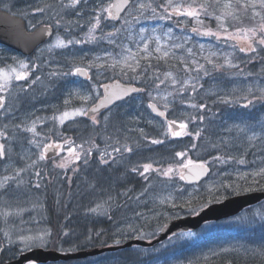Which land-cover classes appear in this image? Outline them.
<instances>
[{"label": "rangeland", "instance_id": "rangeland-1", "mask_svg": "<svg viewBox=\"0 0 264 264\" xmlns=\"http://www.w3.org/2000/svg\"><path fill=\"white\" fill-rule=\"evenodd\" d=\"M67 2L68 0H31V8L27 15L29 25L43 21L49 22L55 28L54 36L45 43L43 49L41 48L34 61L31 62L38 67L32 70L30 78L27 81H13L8 91L0 92V95L5 97V105L0 108V130L7 133L6 137H0V143L5 145L6 150L10 149L7 158L0 160V177L14 175L15 169H26L17 178L22 183L17 184L16 181H10L4 188H0V212L9 210L13 213L6 219L0 216V250L5 248L7 260L19 254L16 250L24 251L22 250L24 245L18 239L20 235L42 237L29 248L37 246L48 248L52 246L51 235L55 232L54 228L48 225L46 211L48 197L45 196L44 191L48 177L46 174H49L46 168L48 161L38 160L37 157L41 149L29 144L28 141L36 139L46 143L48 141L45 139L46 137L53 139L57 134L62 136L61 128L63 130L80 128L83 133L86 132L81 135H86V137L97 132L95 129L101 124L94 125L90 119L82 116L74 117L63 125L50 118L72 108L84 106L88 109L100 97L102 83L115 78L127 81L124 77L136 72L135 63L142 57L144 59L155 58L166 68L174 70L165 71L162 77L157 76L158 80L154 79L157 85L147 87L144 94L115 105L103 113L100 118H97L99 122H102L103 125L106 124L111 129L115 140L108 144L107 140L102 139L99 142L103 144L99 149L93 147V153L98 156L100 151L105 150L106 145L110 150L122 145L131 147V143L138 144L139 136L143 141L145 138L147 140L150 134L152 135L151 141L153 139L163 141L161 148L173 149L170 159H174L162 162L161 166H154L152 160L155 158L154 152L157 148L148 149L149 145L145 144L141 147V149L144 148V151L133 149L122 159L116 158L120 166H125L127 163V166L136 167L153 162L155 168L166 169L171 166L174 172L170 174L169 179H164V176L158 172H150L153 177L147 181L143 178L145 182L143 189L131 199L134 202L133 210H131L132 216L127 215L124 221L115 228L113 242H123L132 237H153L166 220L183 215L184 207L190 208L186 203L193 199H200L206 195L208 203L211 202L210 198L220 199L230 192L252 190L260 181H262L261 188L258 189H264V178L257 177V182L253 183V177L250 175L253 171L264 167V128H262L264 126V101L254 102L247 108L242 107L245 103L243 97L247 88L264 87V63L261 62L264 59V50L258 48L257 54L241 53L239 46H244L243 44L234 47V41H225L223 38L217 40L214 36L194 33L191 31L194 22L190 18L173 16L172 19H160V16L165 13L159 5L165 3V0H144L145 3L150 2L152 7L156 8V12L153 13L147 9L142 14L135 9L136 0L118 22L103 19L106 13H101V22L92 33L96 39L88 42L86 34L89 32L91 24L94 23L95 10L111 0H81L75 8H62V4H67ZM184 2L188 3L189 0H184ZM205 2L211 4V0H197V3ZM223 2L224 0H220L219 3L212 4L209 11L216 10L218 13ZM45 5H51V7L46 8L43 13L33 11L36 8L45 7ZM256 10L261 11L264 15V10L259 8ZM202 19L205 28L216 30L215 19L212 20L213 22H208L203 16ZM56 20H60L61 23L57 25ZM227 23L231 31L235 27L258 25L260 17H253V10L249 8L246 13L240 15L238 21L228 19ZM141 29L144 31L141 32ZM109 33L112 35L109 36ZM57 35L65 41L81 40L85 42L72 43L65 48H54L48 51L47 45L52 43ZM145 42L148 44L147 52L143 51ZM177 44L181 47H173ZM157 46L161 48V52L155 51ZM163 51H168L169 55L164 57ZM211 52L216 53V56L212 57L216 63L223 65L227 58L236 67L229 68L225 65L220 70L213 69L204 59ZM12 57L15 56H10L7 63H12ZM126 58H128L127 63L132 64L135 71L122 67ZM181 60L184 63H181ZM114 61H120L121 64L109 67ZM185 64L189 65L188 70L185 69ZM197 64H203L210 75L204 76L203 71L198 72ZM89 65H95L89 67V80H82L71 72L74 67ZM2 66L3 64H0V67ZM53 72L58 74L50 75ZM169 72L172 73L171 77L165 75ZM37 76L40 77V80L33 83ZM173 79L177 81V84L172 83ZM185 80L189 83L184 85L185 90L180 92L179 87ZM194 85L196 86L195 91L193 90ZM199 85H203V87L201 88ZM73 91H78L80 95H88L89 100L81 101L71 97L70 93ZM225 96L239 99L238 102L223 103L218 97ZM248 99H251V95H248ZM65 100H69V104L65 105ZM150 101H154L163 109L164 104H168L167 119H161L152 114L148 107ZM206 102L218 104L216 108H213L214 113L209 117L200 115L203 109L191 107L192 104L203 103L206 105L205 109H210ZM221 104H225L224 107ZM217 108L219 109L216 111ZM193 116L197 119L192 120ZM200 116L204 117L203 121L199 119ZM105 117L108 119L106 120ZM37 118L43 121V123L37 122L36 124L39 136L33 137L32 133L15 127L21 124L30 125ZM166 120L184 121L190 124L186 130L188 133H192L189 128L192 127L191 124H204L203 128L207 129L210 139L220 145L222 151L215 153L213 158L219 156L223 162L212 158L213 166L211 168L215 167V169L210 177L201 184L187 186L178 183L176 173L180 178L179 164L184 163L186 159L197 158L196 154H193L194 150L190 151L183 140L184 137L192 138L193 134L181 137L167 135ZM233 125L245 126L247 131L237 132L232 127ZM141 130H143V134H141ZM253 133L256 134V139L250 141L248 137ZM154 135L156 138H153ZM86 137H82V139ZM123 139L127 141L125 142ZM116 141H119V144ZM108 148L107 151H109ZM211 149V147H203L197 153L203 155ZM138 152L142 154L135 156ZM144 152L146 157L143 156ZM177 152H186V156L177 157L175 155ZM114 155L121 156V154ZM21 156H24V159H20ZM241 157L245 160L243 164L237 162ZM33 160L36 161L34 165L32 164ZM94 160L96 161V159ZM160 160L156 159L157 162ZM58 163L60 160L52 162L51 165L55 167L54 165ZM84 167L85 177L95 176V171L98 168L95 162L88 161ZM140 170L142 171V167ZM37 172L40 173L39 176L36 175ZM96 178L109 182L111 185L109 190L112 189V191L116 189L117 182H123L105 176L99 171H97ZM128 179L129 176L126 177V180ZM62 181L56 180L54 184L59 185L58 190L63 192L59 200L65 202L66 221L62 222L64 228L59 232L65 239L68 231L71 230V228H67V221L70 220L69 224H76L83 219L89 221L102 219L106 216V214L90 212L88 209L94 208L102 198L107 199L108 194L102 193L94 197L97 186L85 179V186L93 196L86 192L64 195L65 187L61 185ZM37 184L40 185L39 188L35 186ZM161 200L165 202L161 203ZM66 201L69 202V206L66 205ZM136 213H140V215L137 216ZM224 225V222L209 224L196 231L183 232L151 247L134 245L82 259L47 264H197L229 252L238 253L243 257L250 254L260 255L255 249L264 247V243L250 246L247 241L240 240V237L236 239L231 236L226 241L218 242L215 234L222 232ZM5 232L8 233L7 236ZM59 244L58 249L61 251L78 249L73 239L64 243L59 242Z\"/></svg>", "mask_w": 264, "mask_h": 264}, {"label": "snow or ice", "instance_id": "snow-or-ice-1", "mask_svg": "<svg viewBox=\"0 0 264 264\" xmlns=\"http://www.w3.org/2000/svg\"><path fill=\"white\" fill-rule=\"evenodd\" d=\"M81 0H68L67 4H62V8H75ZM133 0H111V2L102 5L100 8L96 9V15L94 17V23L91 24V27L89 28V32L86 34L88 42H91L96 39V37L92 34L97 27L99 26L101 22V13H106V16L103 17V19H116L122 11H126L130 8V5L132 4ZM220 0H211V4L208 2L205 3H197V0H189L188 3H185L184 0H165V3L159 5L160 8L163 9L165 15L160 16V19H172L173 16L176 17H182V18H190L192 22H194V26L192 27L191 31L200 35L205 36H214L217 40H220L223 38L225 41H234L235 44L234 47L243 44L244 46H239V51L241 53H252L257 54L258 48L260 50H264V15H262L261 11H257L256 9L259 8L260 10H264V0H224L222 7H220L218 13L216 10L209 11V7L212 4L219 3ZM51 7V5H45V7H39L34 9V12L37 13H43L46 8ZM251 8L253 10V17L259 16L260 17V23L258 25H253L252 27H235L231 31L229 30V24L227 23L228 19L232 20H239L240 15L242 13H246L247 10ZM135 9L142 14L144 10L150 9L153 13L156 12V8L152 7V4L145 3L144 0H137L135 4ZM79 15V13H77ZM203 17L215 19L217 22V28L214 31L211 28H205L204 27V21L202 19ZM61 23L60 20H56V24L59 25ZM34 27V26H33ZM144 30L141 29V32ZM171 31V30H169ZM44 33L50 34V25H46L42 30L41 33L38 35H42ZM109 36L112 35L111 33L108 34ZM157 40L159 38L157 37ZM85 41L81 40H67L65 41L61 36L57 35L55 40L47 45V50L51 51L54 48H65L67 45L76 43H84ZM111 42V41H110ZM173 47L180 48L181 45H173ZM203 48V46H201ZM148 50V44L144 43L143 51L147 52ZM156 52H161V48L157 46L155 49ZM191 52V50H189ZM169 55L168 51H163V56L167 57ZM216 56L215 52L209 53V55L205 56L204 59L206 60L207 64L211 65L213 69L220 70L225 65H227L229 68L236 67V65H233L231 61L227 58L224 60V64L216 63L212 57ZM12 63H4L3 61H0V63L3 64L2 67H0V92H6L9 90V88L12 85L13 81H27L30 78V74L33 69H36L38 66L35 63H30L25 60H21L16 57H12ZM127 59L123 62L122 67H127L131 69L132 71H135V68L132 64L127 63ZM181 63H184L183 60H181ZM116 64H121L120 61H114L112 65H109V67H115ZM95 66V65H89L86 67H74L71 72L73 75H80V76H88L89 67ZM185 69H189V65L185 64ZM136 67H139V62H136ZM196 70L203 71L204 76H209L210 73L208 70L205 69V66L203 64H197ZM58 73L53 72L50 73V75H57ZM65 74V73H60ZM166 76L171 77L172 73H165ZM40 77L37 76L35 80H33V83L36 81H39ZM160 83H163V81H160ZM173 84H177V81L175 79L172 80ZM189 82L185 80L183 84L180 85L179 91L183 92L184 85L188 84ZM105 87L106 91L109 89L110 86H103ZM195 85L193 86V90L195 91ZM199 87H203V85H199ZM127 91H143V89H120L119 93L112 92L111 95L104 96L100 104L93 106L91 109H87L84 106H81L79 108H72L70 110H65L63 112H60L58 115H55L51 117L50 119L57 121L59 124L63 125L66 121L74 118V117H89L92 124H98L99 121L97 120L96 113L98 111L99 107H103L105 104H109L112 102V99H118L120 95H126ZM248 95H251V99H248ZM70 96L73 98H77L81 101H87L89 100L88 95H80L78 91H73L70 93ZM221 99V102L223 103H233L238 102L239 98L229 96L225 97H218ZM245 100V103L242 105V107H249L254 102L258 101H264V87L260 88H252L249 87L246 89V94L243 97ZM65 105L69 104V100H65ZM5 105V97L0 95V108H3ZM149 108L152 109L153 112H156L160 117L165 116V112L167 111L168 104H164L165 111H160L157 107V104L155 103H149ZM191 107L193 108H199V109H205L206 105L201 103L199 105L192 104ZM107 120L108 118L105 117ZM192 120L197 119V117L193 116L191 117ZM199 119L203 121L204 117L200 116ZM37 122L43 123L40 118H37L36 121H32L30 125H16V128L22 129V131L29 132L33 134V137L39 136L40 133L36 130V124ZM166 134L170 135L172 137H181L185 135H192V133H188L186 130L188 128V124L184 121H177V120H166ZM233 128L237 130V132H246L247 128L242 125H233ZM264 128V126H262ZM141 134H143V130H141ZM196 137H199L201 135V131L197 130L194 134ZM7 133L3 130H0V137H6ZM45 139L48 140L47 143H43L41 141H37L36 139H31L28 141L29 144L34 145L36 148H40L41 151L37 157L38 160H45L46 159V153L49 152V150H55L56 154L59 155L61 151H66L67 155L64 156L60 163L55 164V167L59 168H66L69 164L80 161L82 159V153L84 156H91L92 151L91 148L85 150L83 149V145H75L73 146V141L70 139H65L63 143L55 142L51 140L50 137H46ZM250 141L256 139V134L253 133L251 136L248 137ZM117 144H119V141H116ZM153 144H161L163 143L162 140L159 139H153L151 141ZM67 146V147H65ZM213 147H217V145H212ZM252 146L251 144L249 145ZM91 147L99 149V146L96 145L94 142H92ZM193 149L196 148V145H191ZM79 149V150H78ZM107 145L105 150L100 151V160L99 162L101 164H108L111 160L113 163L116 162L114 154H122V153H131L133 149L127 145H122L120 147H113L111 152L107 151ZM8 151L5 148V145L0 143V160L6 159L8 156ZM177 157L186 156V152H177L175 154ZM20 159H24V156H21ZM214 160H221L222 158L217 156L213 158ZM229 159H232V157H229ZM223 162V161H222ZM238 163L243 164L245 163V160L241 157L238 161ZM36 163L35 160L32 161V164L34 165ZM84 163H87V160H84ZM142 167V171L140 168ZM180 171V179H199L200 176H202L205 172L208 171V166L206 161H193L192 159H186V161L179 165ZM187 170L188 175H185L182 170ZM25 168H19L15 169L14 175H6L3 177H0V188H4L5 185H8L10 181H16L17 184L22 183V181L18 180L17 178L20 177L21 173L24 172ZM74 171L76 169H73ZM131 172L137 173L138 175L142 176L146 181L148 180V175L150 172H158L160 175L168 177L170 174L174 172L173 167L169 166L166 169H160L155 168L153 166V162L144 163L142 166H136L131 168ZM37 176L40 175L39 172L36 173ZM248 175V174H245ZM253 177V183L257 182L256 178H264V167L260 168L257 171H253L250 174ZM37 188H39V184L35 185ZM161 203H164V200L160 201ZM113 203V198L109 196L107 200L102 201L101 203H98L94 208L88 209V211L93 213H98L100 215H105L108 213V211L111 209ZM173 207L175 205L173 204ZM13 213L9 210H4L0 212V216H3L5 219L12 215ZM137 216L140 215V213H136ZM110 218V217H109ZM5 235L7 236L8 233L5 232ZM20 242L24 245V248L22 250H27L30 246L34 245L35 242L38 239H42V237L38 236H31V235H20L18 237ZM258 253L261 256H264V249L257 250Z\"/></svg>", "mask_w": 264, "mask_h": 264}, {"label": "trees", "instance_id": "trees-1", "mask_svg": "<svg viewBox=\"0 0 264 264\" xmlns=\"http://www.w3.org/2000/svg\"><path fill=\"white\" fill-rule=\"evenodd\" d=\"M205 20L208 22L212 21L213 19L204 17ZM213 22V21H212ZM99 48V47H98ZM97 48V49H98ZM142 57L141 55H139ZM139 67H136V72L134 74H130L129 76L124 77L128 82L132 83H138L143 87V94L145 93L147 87H154L157 85L155 78L158 80L157 76L163 75L165 71H172L174 69H168L165 65L161 64L157 59L155 58H147L144 59L143 57L138 60ZM261 62L264 63V59L261 60ZM136 65V63H135ZM152 85V86H151ZM207 105H209L210 109H203V111L200 112V115H204V117H209L211 114L214 113L213 108H216L218 104L213 102H206ZM225 104H221L222 107H224ZM219 108L216 109V111ZM97 126V129H95L97 132L90 135L89 137H86V135H83V140H100L104 138L109 140H115L113 138V134L111 132V129L106 125L102 124V122H99ZM190 124H188L189 126ZM207 125V124H206ZM192 127H189L190 130H192L193 137H184L183 140L185 142V146L191 150H194L193 154H196L197 161H206L207 164L210 166H213V156L215 153H220L222 151L220 145L216 144V142H213L210 139V134L208 133L207 129L203 128L204 124H191ZM188 129V128H187ZM197 130L201 131V135L199 137H196L194 134ZM62 132L68 131L67 129H62ZM82 134H86V132ZM108 135V137H106ZM152 135H148V139L141 141V137L139 136L137 138V143H131L132 149H138L140 150L141 147L145 144H148L149 148H157V150L154 152V159L152 160L154 162V166H161L162 162L173 160L174 158L170 159L172 156L171 150L173 149H164L161 144H153L151 143L150 137ZM158 137V134H157ZM113 138V139H112ZM153 138H156L155 135ZM186 140V141H185ZM123 141H127L124 140ZM114 141H112L113 143ZM195 144L196 148L193 149L191 145ZM212 145H217V147H213ZM203 147H211L212 149L207 152L206 154L200 155L198 154V150ZM160 149V150H159ZM144 151V148L141 149V151ZM128 155L127 153L121 154ZM142 154L141 152H138L135 156H139ZM150 155V154H149ZM143 156L146 157V153L144 152ZM156 159H161L159 162L156 161ZM147 161V159H146ZM126 162V161H125ZM116 165V169L114 171L115 178L118 180H122L123 182H117L116 189H113L112 192L108 193L106 189H104L105 193H108V196H111L113 198V203L111 209L108 211L106 216L102 219H92L87 221L86 219H83L82 221L78 223H72L69 224V221H67L68 225L67 228H71L70 231H68V236L66 235L65 239L61 237V231L60 229L64 228L62 226V222L66 221L65 215H64V209H65V202L60 201V197L62 195V191L58 190V186L54 184L57 179H55L54 173L49 172L47 179H46V187L44 189L45 196L48 197L47 202V215H48V225L51 228H54L55 232L53 235H51L52 239V248H58L60 246L59 242H67L69 239H73L74 243L77 245V248H85L90 246H96V245H104L113 242L114 237V230L117 226L123 222V217H125L131 212V199L139 194V192L143 189L144 185V179L142 176L138 174H134L131 172V168L129 165L127 166V163L125 166H120V163H114ZM180 165V164H179ZM215 169V167H212V171ZM46 170V169H45ZM180 174V173H179ZM129 176V179L126 180V177ZM177 181L178 183H182V180L179 178V175L176 173ZM150 177H153L150 173L148 174V179ZM122 178V179H121ZM170 176L165 177L164 179H169ZM261 182L254 187L253 189L261 188ZM54 184V185H53ZM94 184V183H93ZM97 190V188H96ZM101 190V188H98L97 191ZM49 192V194H48ZM228 192V191H227ZM52 194V195H51ZM66 194H73L68 193L65 189L64 195ZM90 194V193H89ZM227 194V193H226ZM232 194V192L228 193L227 195ZM97 195V193L94 194V197ZM90 196H93L90 194ZM211 201L215 200L213 198H210ZM105 199L102 198L100 203L102 201H105ZM217 200V199H216ZM67 202V201H66ZM207 203V196H202L197 198L196 200H192L186 203L187 206H190V208L184 207V214L192 213L201 206H204ZM67 206H69V202L66 203ZM194 207L192 208V206ZM126 208V209H125ZM246 214V215H244ZM110 217V218H109ZM218 222H224L225 225L223 226L222 232H217L215 235L217 236L216 239L218 242L226 241L229 236L231 237H240V240L247 241L250 246H255L256 243L263 244L264 243V201H262L260 204L249 207L245 209L242 213H240L237 216L224 219L217 222H210L209 224H216ZM204 225L203 227H205ZM202 228V227H201ZM60 231V232H59ZM181 234V233H180ZM180 234H177L175 236H172L170 238H174ZM155 236V235H154ZM224 236V237H223ZM68 237V238H67ZM167 239V240H170ZM186 245V244H184ZM259 249H264V247H260L258 249H255V251ZM21 252V249L16 250ZM258 252V251H257ZM17 254V252H16ZM263 257V258H261ZM7 260L6 257V250L5 248L0 250V263ZM60 262V261H59ZM54 263V262H50ZM197 264H264V256L260 255H248V256H241L238 253L235 252H229L228 254H224L222 256H216L213 259L206 261V262H198Z\"/></svg>", "mask_w": 264, "mask_h": 264}, {"label": "water", "instance_id": "water-1", "mask_svg": "<svg viewBox=\"0 0 264 264\" xmlns=\"http://www.w3.org/2000/svg\"><path fill=\"white\" fill-rule=\"evenodd\" d=\"M124 12L125 11H122L121 14L116 19H112V20L118 21ZM46 25L49 24H42L32 31H28L26 30L25 23L21 17L12 15L0 9V43L18 52L28 55L32 53L40 44L49 40L52 37L53 27L51 25H50V34L44 33L42 35H38L41 33V30ZM80 77L84 79L88 78V76L87 77L80 76ZM103 86H110V87L107 91L105 87H102L103 89L102 96L98 98V100L95 103H93L88 109H91L93 106L100 104V101L104 96L111 95V93L114 91L119 93L120 89H125V90L132 88L142 89L140 86L136 84L124 82L120 79H115L113 81L106 82ZM140 92L141 91L139 92L127 91L126 95H120L118 99H112L111 103L105 104L103 107H99L96 115L101 114L109 107ZM149 103H155V102L151 101ZM157 107L160 111H165L160 106L157 105ZM150 110L155 116L159 118H164L166 116V112L164 117H160L156 112H153L151 108ZM182 171L185 175H188L186 169ZM210 172L211 169L208 166V171L205 172L202 176H200L199 179H185L184 181L188 185L199 184L208 178ZM263 200H264V190H251L247 192H242L211 202L206 206L198 209L194 213L177 216L168 220L162 225L157 236L151 239L133 237L120 243L96 245V246L81 248L68 252L60 251L56 248L33 247L25 251H22L16 257L8 261H5L1 264H25L31 261H34L36 263L67 261L72 259H82L90 256H95L107 251H115L118 249L131 247L133 245L151 247L179 232L194 231L207 222H214L235 216L245 208L254 206L262 202Z\"/></svg>", "mask_w": 264, "mask_h": 264}, {"label": "flooded vegetation", "instance_id": "flooded-vegetation-1", "mask_svg": "<svg viewBox=\"0 0 264 264\" xmlns=\"http://www.w3.org/2000/svg\"><path fill=\"white\" fill-rule=\"evenodd\" d=\"M30 6H31V0H0V9L3 11H6L12 15L21 17L25 23L26 30H34L37 26H39L41 24L49 23V22L43 21V22H40V23L35 24V25L34 24L29 25L27 15H29V11L31 8ZM43 46H45V43L39 45L36 50H34L32 53L26 55V54H23V53L18 52L16 50H13L12 48L0 43V61L7 63L9 61L10 56H15L18 58H22L23 60L31 63L34 61L35 56L40 52L41 48L43 49ZM0 64H2V63H0ZM62 133H63L62 136L57 134L51 140H53L55 142L63 143V141L65 139H70L71 141H73V146L83 145V149H85V150L91 148L92 155L91 156H84L82 153V159L80 161H75V162L69 164L68 167L62 169L59 167L55 168L51 164H52V162L58 161V160H60V162H61L62 158L67 155L66 151H61L59 153V155H57L56 151L54 149L49 150V152L46 153V159H45L46 161H48V165H46L48 172L54 173L55 179L60 180V181L63 180L61 182V185L62 186L64 185V187L68 193H74V192H75V194H82L83 192L89 193L87 187L85 186V181H84L85 179H88L90 181V183H94L93 185L97 186V190H98V188H101L100 191H97L95 189V193H97V194L103 193L104 194L105 193L104 189L109 190L111 185L109 182H105L104 180L96 178L97 171H99L101 174L104 173L105 176L107 175L112 179H116L114 177L115 176L114 171L116 169V165L111 160L106 165L101 164L99 162L100 154H98V156L94 155V153H93L94 148L91 147L92 142L97 143L96 145H98L99 147H101V145L103 143L99 142L100 140H95V139L94 140H83L82 135H81L82 130H80V128H74V129H71V130H68V131L62 132ZM107 142H108V144H111L110 140H107ZM65 147H67V146H65ZM109 152H111L110 149H109ZM124 156H125V154L123 156H120V157H117L116 155H114L115 160H116L115 163L118 162L116 158L122 159V157H124ZM85 159L87 160V162L91 161L92 163L95 162L97 164L98 168L95 171V176H87V177L84 176L83 173H85V172H83V170L85 168L84 165L86 164V163H84ZM94 159H96V161ZM121 159H119V160H121ZM72 167H74V168H72ZM73 169H76V170L74 171ZM68 180H70V181H68ZM65 189H63V190H65ZM107 192L108 193L112 192V189H110ZM134 197H136V195ZM133 203L134 202H132L131 207H129V208H131L130 210H133V207H134ZM128 216L131 217L132 213L130 212L128 214ZM123 221H124V217H123Z\"/></svg>", "mask_w": 264, "mask_h": 264}]
</instances>
